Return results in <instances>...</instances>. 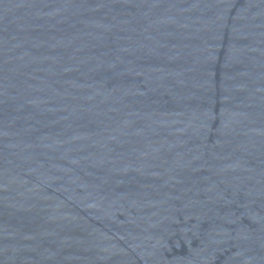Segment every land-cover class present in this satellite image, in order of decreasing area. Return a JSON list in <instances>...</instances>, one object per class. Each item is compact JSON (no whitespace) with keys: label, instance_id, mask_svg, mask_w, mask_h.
I'll list each match as a JSON object with an SVG mask.
<instances>
[{"label":"water","instance_id":"95a60500","mask_svg":"<svg viewBox=\"0 0 264 264\" xmlns=\"http://www.w3.org/2000/svg\"><path fill=\"white\" fill-rule=\"evenodd\" d=\"M0 264H264V0H0Z\"/></svg>","mask_w":264,"mask_h":264}]
</instances>
